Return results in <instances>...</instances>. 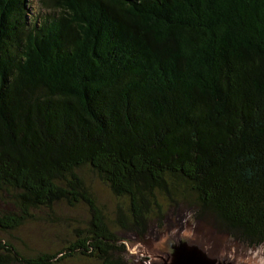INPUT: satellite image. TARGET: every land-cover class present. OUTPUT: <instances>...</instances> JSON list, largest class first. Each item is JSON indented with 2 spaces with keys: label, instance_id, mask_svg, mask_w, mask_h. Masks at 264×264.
<instances>
[{
  "label": "trees",
  "instance_id": "16d2710c",
  "mask_svg": "<svg viewBox=\"0 0 264 264\" xmlns=\"http://www.w3.org/2000/svg\"><path fill=\"white\" fill-rule=\"evenodd\" d=\"M84 169L126 201L121 230L185 199L263 246L264 0H0V234L60 203L91 214L57 252L0 238V264H124Z\"/></svg>",
  "mask_w": 264,
  "mask_h": 264
},
{
  "label": "rangeland",
  "instance_id": "374dc122",
  "mask_svg": "<svg viewBox=\"0 0 264 264\" xmlns=\"http://www.w3.org/2000/svg\"><path fill=\"white\" fill-rule=\"evenodd\" d=\"M36 8L35 5L33 11ZM80 173L106 223L112 230L117 229L116 233L125 245V253L122 254L124 264H175L170 256L171 251L167 241L178 243L190 239H200L215 248L226 246V250L229 249L231 256L235 255L234 260L238 263L242 259L245 262L255 261L258 264V259H261L260 264H264L262 258L264 247L252 250L234 244L230 238L214 227L212 221L197 219L194 205L185 199L167 205L161 222L154 218L153 220H156L150 221L144 230L134 231L131 227H128L129 231L126 228L121 230L118 220L119 218L123 220L127 215L126 201L114 196L89 169H84ZM13 210V200L6 194H0V212L8 213ZM90 220L91 214L87 205L80 204L73 208L66 203H60L53 211L38 212L36 220L26 223L19 230L0 234V238L11 242L28 256L57 252L74 241L76 231L82 232L88 228ZM254 256L257 258L254 259ZM60 264H99V262L79 256L64 260Z\"/></svg>",
  "mask_w": 264,
  "mask_h": 264
},
{
  "label": "water",
  "instance_id": "95a60500",
  "mask_svg": "<svg viewBox=\"0 0 264 264\" xmlns=\"http://www.w3.org/2000/svg\"><path fill=\"white\" fill-rule=\"evenodd\" d=\"M189 241L181 240L178 243L167 241V246H169L171 251L170 256L173 258L175 264H256L255 261L245 262L242 259L240 263H238L234 260L235 255L231 256L229 249L228 251L226 250V246L215 248L200 239H190ZM261 247L263 248L264 245ZM256 258L257 257L254 256V259ZM262 258L264 259V256ZM260 262L261 259H258V264H260Z\"/></svg>",
  "mask_w": 264,
  "mask_h": 264
}]
</instances>
